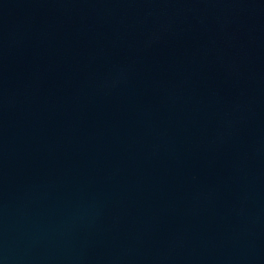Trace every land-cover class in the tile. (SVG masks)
I'll return each instance as SVG.
<instances>
[{
    "label": "water",
    "instance_id": "water-1",
    "mask_svg": "<svg viewBox=\"0 0 264 264\" xmlns=\"http://www.w3.org/2000/svg\"><path fill=\"white\" fill-rule=\"evenodd\" d=\"M0 264H264V0H0Z\"/></svg>",
    "mask_w": 264,
    "mask_h": 264
}]
</instances>
